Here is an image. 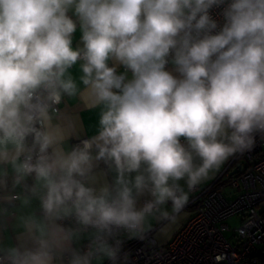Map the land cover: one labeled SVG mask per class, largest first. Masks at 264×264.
<instances>
[{
  "label": "clouds",
  "instance_id": "obj_1",
  "mask_svg": "<svg viewBox=\"0 0 264 264\" xmlns=\"http://www.w3.org/2000/svg\"><path fill=\"white\" fill-rule=\"evenodd\" d=\"M78 24L82 46L73 48ZM78 62L84 93L103 107L96 135L65 150L52 118L62 96L79 93L69 73ZM257 135L264 0H0V164L43 188L46 216L96 229L110 258L114 231L168 218L169 203L179 213L189 200L180 182L195 189ZM7 259L53 258L41 244ZM70 264H89V254Z\"/></svg>",
  "mask_w": 264,
  "mask_h": 264
},
{
  "label": "built area",
  "instance_id": "obj_2",
  "mask_svg": "<svg viewBox=\"0 0 264 264\" xmlns=\"http://www.w3.org/2000/svg\"><path fill=\"white\" fill-rule=\"evenodd\" d=\"M211 14L222 23L218 9ZM55 107L58 112L60 106ZM237 158L235 173L223 172L212 183L192 189L188 218L168 243H158L152 231L132 236L133 231L121 228L107 238L116 254L103 264H264V135L233 155ZM235 216L239 224L231 229L225 220ZM89 247L86 243L83 249ZM7 257L0 254V264H9Z\"/></svg>",
  "mask_w": 264,
  "mask_h": 264
},
{
  "label": "crops",
  "instance_id": "obj_3",
  "mask_svg": "<svg viewBox=\"0 0 264 264\" xmlns=\"http://www.w3.org/2000/svg\"><path fill=\"white\" fill-rule=\"evenodd\" d=\"M69 15L76 19L74 12L69 11ZM81 29L79 24L76 32L73 34V48L82 46ZM78 62L69 73L76 80L79 90L76 96H62L59 104V111L53 115V125H58L64 137L65 150H70L74 146V141L79 139L91 138L96 135L99 128V118L102 109L101 106L93 107L84 93V86L79 80L82 75ZM112 62L109 61V66ZM169 70L174 75H178L171 65ZM123 67H118V72H124ZM131 78V73H128ZM239 158L233 160V155L225 160L221 166L209 173L197 186L204 187L212 183L221 173H231L238 165ZM106 170V166L99 164L96 169L97 173ZM115 173H109L108 181H112ZM17 177L10 164H0V254L7 255L12 249L21 251L26 249H36L44 244L52 255V264H70L73 253L81 255L89 254V264H103L109 256L99 252L96 247L94 238L96 237V229L91 228L84 230L80 228L77 221H65L46 216L41 206V197L44 190L34 180L28 176L16 182ZM184 190L192 195L184 181L180 182ZM35 188V191L33 189ZM226 192L231 191L230 188L224 189ZM148 197H142L140 204ZM187 204V203H186ZM169 213L168 218H164L157 214L149 216L139 230L133 231L132 236L139 233L152 231V235L160 244H166L175 234V232L184 224L189 215V209L185 205L179 213L171 212V204L163 206ZM90 243L88 251L83 249L84 244ZM111 247L110 243H108Z\"/></svg>",
  "mask_w": 264,
  "mask_h": 264
},
{
  "label": "rangeland",
  "instance_id": "obj_4",
  "mask_svg": "<svg viewBox=\"0 0 264 264\" xmlns=\"http://www.w3.org/2000/svg\"><path fill=\"white\" fill-rule=\"evenodd\" d=\"M225 222L229 225V227L231 229H234L235 226H237L239 224L238 217H236V216L226 219Z\"/></svg>",
  "mask_w": 264,
  "mask_h": 264
},
{
  "label": "water",
  "instance_id": "obj_5",
  "mask_svg": "<svg viewBox=\"0 0 264 264\" xmlns=\"http://www.w3.org/2000/svg\"><path fill=\"white\" fill-rule=\"evenodd\" d=\"M239 168V165L231 172V174L235 173Z\"/></svg>",
  "mask_w": 264,
  "mask_h": 264
}]
</instances>
